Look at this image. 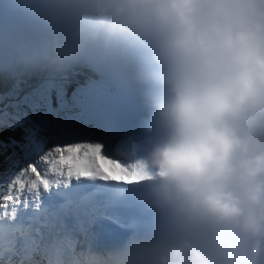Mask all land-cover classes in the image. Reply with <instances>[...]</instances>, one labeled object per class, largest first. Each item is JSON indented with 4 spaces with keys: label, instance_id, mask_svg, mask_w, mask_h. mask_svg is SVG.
Returning <instances> with one entry per match:
<instances>
[{
    "label": "clouds",
    "instance_id": "obj_1",
    "mask_svg": "<svg viewBox=\"0 0 264 264\" xmlns=\"http://www.w3.org/2000/svg\"><path fill=\"white\" fill-rule=\"evenodd\" d=\"M15 3L46 22L50 63L118 62L142 86L118 156L151 226L101 264H264V0Z\"/></svg>",
    "mask_w": 264,
    "mask_h": 264
},
{
    "label": "snow or ice",
    "instance_id": "obj_2",
    "mask_svg": "<svg viewBox=\"0 0 264 264\" xmlns=\"http://www.w3.org/2000/svg\"><path fill=\"white\" fill-rule=\"evenodd\" d=\"M44 103L38 123L0 121V264H101L151 226L144 174L119 158L125 143L69 128Z\"/></svg>",
    "mask_w": 264,
    "mask_h": 264
},
{
    "label": "trees",
    "instance_id": "obj_3",
    "mask_svg": "<svg viewBox=\"0 0 264 264\" xmlns=\"http://www.w3.org/2000/svg\"><path fill=\"white\" fill-rule=\"evenodd\" d=\"M72 63V64H71ZM67 63L66 69L61 68L59 64H52L47 59H42L41 62L36 61L33 58H27L23 63L17 64L13 69V73L24 74L26 72H31L33 74H37L39 71L42 72V79H52L56 78L57 75H63L65 70L72 73L78 70V66L76 62ZM0 73V77H1Z\"/></svg>",
    "mask_w": 264,
    "mask_h": 264
},
{
    "label": "bare ground",
    "instance_id": "obj_4",
    "mask_svg": "<svg viewBox=\"0 0 264 264\" xmlns=\"http://www.w3.org/2000/svg\"><path fill=\"white\" fill-rule=\"evenodd\" d=\"M72 64V63H71ZM62 76V75H60ZM58 76V77H60ZM104 77L108 80V81H112L114 79V74L110 71H107L104 73Z\"/></svg>",
    "mask_w": 264,
    "mask_h": 264
},
{
    "label": "rangeland",
    "instance_id": "obj_5",
    "mask_svg": "<svg viewBox=\"0 0 264 264\" xmlns=\"http://www.w3.org/2000/svg\"><path fill=\"white\" fill-rule=\"evenodd\" d=\"M62 75V74H61ZM59 75H57L56 77H58ZM6 85L5 86H7L8 85V83H5ZM51 97H55V94H53V96L51 95Z\"/></svg>",
    "mask_w": 264,
    "mask_h": 264
}]
</instances>
